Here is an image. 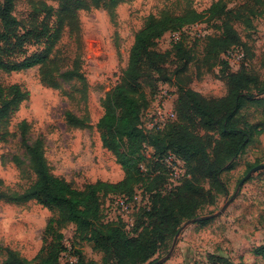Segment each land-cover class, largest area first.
<instances>
[{
    "label": "rangeland",
    "instance_id": "obj_1",
    "mask_svg": "<svg viewBox=\"0 0 264 264\" xmlns=\"http://www.w3.org/2000/svg\"><path fill=\"white\" fill-rule=\"evenodd\" d=\"M73 1H84L85 8L76 12L74 20L65 22L47 66L10 74L0 70L1 85H18L28 94L8 119H0V180L3 182L0 191L6 194H23L36 181L25 159L24 130L29 143L42 142L52 174L77 190L83 191L97 182L123 181L125 171L117 157L104 147L105 133L97 125L104 116L102 100L120 83L137 33L152 18L160 19L164 13L172 17H183L191 9L204 13L220 0ZM224 1L230 12L220 21L205 20L196 29L187 26L168 32L152 46V51L163 55L160 61L163 71L150 73L146 68L140 79L150 100V108L141 118L145 130L167 123L166 116L160 117L158 113L166 115L174 110L179 88H191L208 101L221 100L229 92V71L236 72L243 64L242 69L264 83V0ZM14 2L13 15L22 25L17 30L20 36L41 22L47 23L50 29L57 27L55 11L60 8L59 1ZM237 11H242L251 23L235 20ZM225 21L232 23L240 36V46L247 53L245 63L234 67L225 65L224 57L210 53L208 48L209 36H218L219 27ZM44 49V44L38 45L32 37L21 49L4 56L5 60L20 61ZM74 70L82 78L66 76ZM263 97L249 102L238 120L240 127H259V135L254 136L237 159L219 161L226 164L221 181L227 194L217 195L213 204L208 198L201 202L197 219L191 220L195 222L190 225H187L189 221L183 222L155 259L166 258L177 239L172 256L163 264H213L218 257H223L228 264H264V259L254 254L257 247L264 245V170L255 172L239 188L252 169L264 165V102L257 101ZM69 115L79 120V124L71 122ZM197 133L220 139L217 131L206 132L198 126ZM213 147L208 149L210 154ZM146 151L152 152L151 148ZM194 179L206 191L210 189L209 181L197 171ZM137 191L142 203L135 204L134 220L149 198L145 191ZM105 199L102 201L106 219L117 221L120 213L112 208L114 198ZM226 203L230 204L223 209ZM204 217L211 218L206 219V224L199 223ZM52 218L57 219L58 213L36 201L23 203L0 198V263L5 259L6 249L27 260L35 259L44 246L45 230ZM146 221H140L141 229L148 225ZM59 233L62 238L50 236L48 243L58 240L65 247L60 264H76L80 256L86 263H103V253L85 235L78 234L74 224H65Z\"/></svg>",
    "mask_w": 264,
    "mask_h": 264
},
{
    "label": "trees",
    "instance_id": "obj_2",
    "mask_svg": "<svg viewBox=\"0 0 264 264\" xmlns=\"http://www.w3.org/2000/svg\"><path fill=\"white\" fill-rule=\"evenodd\" d=\"M56 1L60 2V8L55 11L57 27L50 29L47 23L41 22L37 25L39 27L34 26L22 36L17 33L22 25L13 15L14 0L0 1V24L3 29L0 32L1 71L10 74L48 65L51 51L61 37L65 22L74 20L76 12L85 8L84 1ZM72 2L77 3L70 6ZM49 9L53 10L52 7ZM229 12L226 2L220 0L204 13L194 9L187 11L183 17H172L169 13H164L160 19L152 18L137 33L130 50L128 67L120 83L109 90L102 100L104 116L97 125L105 133L104 147L117 157L125 171L126 178L123 181L117 184L97 182L83 191L77 190L66 180L52 174L42 142L29 143L24 130L22 143L25 159L36 181L23 194H6L0 191V198L8 197L10 201L23 203L36 201L49 211L58 213V218L49 221L44 246L35 259L27 260L6 249L5 259L0 264H60V256L65 252V247L58 240L48 243V237L58 235L62 238L59 230L69 223L76 226L78 234L85 235L90 242L95 243L103 253L102 264H154L159 261L155 257L161 247L177 234L183 222L197 219L201 202L208 198L213 204L217 195L227 194V188L221 181L226 164L219 161L226 159L230 162L237 159L254 136L259 135V127H240L238 120L249 102L256 100L258 96H264V83L250 75L247 69H242L243 64L238 71H229V92L221 100L208 101L191 88H179L174 108L175 120L160 130L147 131L142 127L141 118L144 111L150 108V100L140 79L146 68L150 69V73H162L160 61L163 55L155 53L151 48L166 33L183 30L205 20L220 21ZM234 18L251 23L242 11H237ZM219 30L221 32L218 36H209V52L223 57L231 50L242 49L245 63L247 53L240 46V36L232 23L225 21ZM32 37L38 45L44 44L43 51L26 56L20 61L5 60L4 55L21 49ZM225 65L229 66V63L226 61ZM66 76L70 79L82 78L76 70L68 72ZM27 96V92L18 85L0 84V119H8ZM257 101L263 103L264 97L262 101ZM69 120L74 124L80 122L71 115ZM197 126L206 132L217 131L220 139L213 140L210 135L200 136ZM22 127L25 129L26 124ZM212 147L214 151L210 154L208 149ZM147 148H151L152 152L147 153ZM169 155L181 159L189 175L179 187L171 191L166 188L168 174L164 163ZM196 171L209 181L208 191L194 179ZM2 186L3 182L0 180V188ZM138 189L150 195V204L139 209L135 215L134 227L128 232L121 220L111 222L106 219L102 200L108 197L133 198ZM101 195L104 196L103 199ZM142 219H146L148 225L141 229ZM207 222L199 221L201 224ZM254 254L264 259V245L257 247ZM80 257L76 264H96L86 263ZM223 259L218 257L213 264H228Z\"/></svg>",
    "mask_w": 264,
    "mask_h": 264
},
{
    "label": "built area",
    "instance_id": "obj_3",
    "mask_svg": "<svg viewBox=\"0 0 264 264\" xmlns=\"http://www.w3.org/2000/svg\"><path fill=\"white\" fill-rule=\"evenodd\" d=\"M199 27H201V24H195L190 26L191 29H196ZM223 57L231 67H234L235 65H240V63L244 62L245 53L242 49H234L227 52ZM158 115L160 117L166 116L165 119L167 122L163 126L157 127L158 130L164 128L166 124L175 120L176 118L174 110H171L169 113H166V115L159 111ZM164 163L166 165V170L168 174V184L166 188L171 191L179 187L182 182L189 177V175L187 174L185 163L181 159L177 158L175 155H169L164 160ZM113 202L114 203L112 204V208L114 209V211H118L120 213V219H118L117 221L121 220L123 223H125L126 231L131 232L135 223L133 219L135 204L140 205L142 203V199L140 198L138 191L135 193L133 198L116 197L114 198ZM149 204L150 195L143 207L149 206Z\"/></svg>",
    "mask_w": 264,
    "mask_h": 264
},
{
    "label": "water",
    "instance_id": "obj_4",
    "mask_svg": "<svg viewBox=\"0 0 264 264\" xmlns=\"http://www.w3.org/2000/svg\"><path fill=\"white\" fill-rule=\"evenodd\" d=\"M260 170H264V165H260V166L255 167L254 169H252V170L250 171V173H248L247 176H246V177L240 182V184H239V188H241V187H242V186H243L248 180H250V178L252 177V175H253L255 172L260 171ZM229 204H230V203H226V205L224 206L223 209H226V208L228 207ZM209 218H211V217H204L203 219L206 220V219H209ZM193 222H195V221H189V222L187 223V225H190V224L193 223ZM185 227H186V225H185L182 229H184ZM176 244H177V239H175L174 244H173V247H172V250L170 251L169 255H168L166 258H164V259H162V260H159L157 263H154V264H163V263H165L166 261H168V259L172 256V254H173V252H174V249H175V247H176Z\"/></svg>",
    "mask_w": 264,
    "mask_h": 264
},
{
    "label": "crops",
    "instance_id": "obj_5",
    "mask_svg": "<svg viewBox=\"0 0 264 264\" xmlns=\"http://www.w3.org/2000/svg\"><path fill=\"white\" fill-rule=\"evenodd\" d=\"M174 259V258H173ZM167 264H169V263H167Z\"/></svg>",
    "mask_w": 264,
    "mask_h": 264
}]
</instances>
